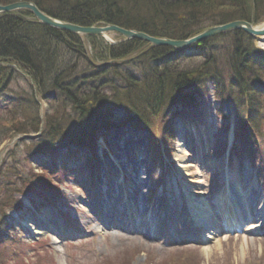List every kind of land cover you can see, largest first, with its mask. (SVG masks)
<instances>
[{"label":"trees","instance_id":"1","mask_svg":"<svg viewBox=\"0 0 264 264\" xmlns=\"http://www.w3.org/2000/svg\"><path fill=\"white\" fill-rule=\"evenodd\" d=\"M15 1L20 0H0V5ZM28 1H33L40 9L54 17L76 24L111 23L141 30L155 37L173 39L189 38L215 24L236 19L256 21L253 17H258L259 21L260 17H264V12H259L260 8H264V0ZM205 17L211 21L202 26L200 24L203 22L200 20ZM187 19L193 22L192 26L184 21ZM245 36L249 39L247 45L250 46L252 40L246 34ZM212 40L196 43L183 51L165 46L149 48L145 53L139 54L138 60L131 63L134 67L145 69L143 73L137 74L127 68L129 62L120 60L139 53L141 46L147 44L146 42L132 39L111 45L98 35H88L82 39L77 34L43 25L28 10L2 13L0 78H14L18 74L16 68L29 78L33 86V91H24L20 101L14 99L12 106L8 104L5 108L14 112L24 110L35 116L27 118L28 113L18 115L16 122L10 123L2 119L0 142L8 137L9 131H14L13 134L39 131L41 122L38 116V98L52 102V106L60 103L56 106L58 111L62 105L70 104L74 115L69 114L72 118H68L67 123L59 119L57 125L44 127L43 134L47 133L49 137L31 143L27 154H30V150L33 152L42 146L52 148L70 144L93 150L98 132L109 131L121 124H132L136 128L149 131L153 136L151 144L154 147L160 140L166 141L168 146L173 141V133L170 125L165 123L164 116L170 111L171 102H193L188 92L197 87L205 76L213 77L219 88L223 89L222 84H225L227 74L230 73H234V78H240V83L245 84L239 86L237 91L242 99V109L238 110L240 131L246 133L249 138L251 133L263 135L264 118L259 121L261 117L258 116L262 109H259L257 96L260 99L264 97V73L262 76L250 75L251 68L260 70L264 66V60L260 61L262 53L251 47L244 58H230L225 75V72L217 68L218 61L222 62L217 52L221 49L215 48ZM194 53L197 54L189 55ZM227 53L235 55L236 51L229 49ZM197 56L205 58L202 65L193 69L181 66L184 60ZM212 61L213 65H210ZM73 75L75 78L68 84V79ZM167 88L172 89L174 93L164 100L157 101V104L149 101L154 97H161L162 94H170L171 91L168 92ZM52 92L56 93V97L50 95ZM244 96L247 97V102L243 99ZM262 101L264 103V100ZM89 103H93L94 108H87ZM247 107L251 110V119L243 114ZM116 109H122L124 116L118 118ZM52 117L48 116L47 121ZM72 123L74 134H69ZM84 125L87 127H82ZM22 167L19 161V168ZM7 174L4 173L3 176L6 177L4 186L9 194L15 189L24 191L28 186L30 189L35 186L43 188L47 184L52 186L46 174L33 175L22 169L15 178L7 177ZM20 182L22 187L18 188L17 184ZM10 201L12 200L9 197L4 199L5 203L9 204ZM180 264H183V261Z\"/></svg>","mask_w":264,"mask_h":264},{"label":"rangeland","instance_id":"2","mask_svg":"<svg viewBox=\"0 0 264 264\" xmlns=\"http://www.w3.org/2000/svg\"><path fill=\"white\" fill-rule=\"evenodd\" d=\"M259 12L263 13L264 8H260ZM253 18L258 20V17ZM259 20L261 23L258 26H262L264 17H260ZM184 21L190 26L193 25L189 19ZM200 21L203 23L199 22V24L203 26V24L210 23L211 19L207 20L205 17ZM227 36L212 40L214 43L217 42L215 47H225L228 42ZM116 37L114 34L111 36L112 39ZM228 39H233V36L231 38L229 36ZM148 45L149 43L141 46L140 52L147 50ZM227 51H222L224 58L227 56ZM137 55H132L135 60H138L139 55ZM200 62L201 59L195 57L184 60L181 65L195 67ZM127 68L132 71L136 69L132 64L127 65ZM135 73L139 74L138 71ZM28 87L29 83L25 79L15 78L8 90L21 97ZM207 90V95L199 98V104L196 107L182 108L175 119L174 126L178 123L182 126L177 127L176 147L170 160L172 164L168 166L170 170H166L165 163L161 166L162 170L152 169L153 163L147 144L153 136L142 129L126 126L114 130L107 144L101 143L98 146L99 159L97 162L102 172L98 181L90 176L86 169L83 170L82 177L75 174L74 168L68 175L64 173L65 171H60V175L65 174V177L60 180L55 176L54 181L61 186L60 191L65 196L59 200L58 208L47 206L42 197L32 194L25 195V203L30 208L28 213H24L23 217L19 215L17 217L11 212L17 219L20 217L23 226L28 227V224L33 223L28 219L30 216H41L46 213V218L51 220V224L56 228L63 224L61 223L62 217H67L70 222L68 225L63 224V229L65 228L66 232L70 231L71 234L67 237L62 236L60 233H55L53 228H49L43 234L37 235L26 228L24 235L28 243L22 250L26 263L37 264L38 259L43 258L41 264H87L96 259L106 258V260L114 259L113 264H122L127 261L131 264H180L182 261L176 260L184 258L183 264H264V231L252 232L246 226L244 231H220L219 236L202 243L187 242L183 239L180 224L185 223V218L188 216L181 212V208L178 209L179 202H174L173 196L167 198L171 205L168 206L165 202L164 186L167 174L171 178L170 185H173L174 193L176 190L178 201L184 196L185 201L188 198V201L199 208L213 206L211 209L220 213L221 220L223 218L221 210L225 209L226 201V177L233 178L247 172V166H244L245 161H236L239 165L233 162L234 150L230 155L225 152L226 143L230 146L234 139V129L231 128L233 119L232 117L230 119L221 118L219 108L216 107L220 104L216 101L214 91L210 87ZM226 93L228 94V90ZM59 104L52 106L47 102L41 103V115L44 114L42 128L56 124L59 119L67 123V119L72 118L69 114L73 116L74 113L70 104L62 105L58 111L56 106ZM223 107V112L231 113L230 110L225 109V106ZM34 116L29 114L26 117ZM48 116H53L49 122L47 121ZM5 121L16 122V118L12 115ZM12 132L14 131H9L8 139L0 147V208L4 199L10 198L5 184H1L6 180L2 174L8 173L7 177L15 178L21 169L24 172L30 169L25 163L28 157L26 148L32 142L20 141L17 137L9 139ZM42 136L49 137L47 133ZM87 155L88 153H84L82 157H87ZM63 158H65L64 154L61 155V151L57 150L53 161L60 165ZM19 161L24 163L21 169ZM71 162L78 163L75 158ZM82 165L79 163V167ZM35 166L37 164L32 161L31 167ZM36 171H38L37 168H35ZM17 186H22L21 182ZM129 188L130 191H128ZM179 188L184 193L181 197L178 192ZM235 191L237 194L241 189ZM11 199L14 200V196ZM41 208L43 209L40 210ZM102 209H105L104 214L109 222L108 225H99L97 220L96 211L101 213ZM111 209L112 212L109 211ZM38 210L40 212L37 214ZM52 211L56 215L51 214ZM1 212L0 210V217ZM151 214L153 224L162 228L158 239L139 236L137 232L113 226L116 223L115 217L122 220L118 221V224L130 225L142 224L144 219H150ZM33 220L36 223L41 221L40 218L37 220L33 218ZM246 224L244 222V225ZM224 226L227 227V225ZM8 227L11 229L13 225L10 224ZM4 229H0L1 234ZM15 231L16 235L19 233L22 235L18 230ZM123 233L126 235H121ZM17 246L16 244L11 248V251H15L13 259L6 260L4 264H21L22 251L17 254Z\"/></svg>","mask_w":264,"mask_h":264},{"label":"water","instance_id":"3","mask_svg":"<svg viewBox=\"0 0 264 264\" xmlns=\"http://www.w3.org/2000/svg\"><path fill=\"white\" fill-rule=\"evenodd\" d=\"M21 8L30 9L35 14V16L46 25L61 28L64 30H69L78 34H99L105 37L106 39L110 40L108 32L117 31L124 36L125 40L136 38L150 42L151 46H170L176 49L187 48L188 46L196 42L205 40L222 32H228L233 29H242L251 35L264 34V29L259 31L254 29L251 23H249L248 21L236 20L223 25H214L208 27L202 32L186 39L154 37L142 31L125 29L114 24H108L105 26H81L74 23L62 21L44 13L38 8V6L34 2L31 1H17L7 5H0V13L9 12Z\"/></svg>","mask_w":264,"mask_h":264},{"label":"bare ground","instance_id":"4","mask_svg":"<svg viewBox=\"0 0 264 264\" xmlns=\"http://www.w3.org/2000/svg\"><path fill=\"white\" fill-rule=\"evenodd\" d=\"M19 10H23V9H19ZM0 65H2V63H0ZM134 71H138L139 72V74H141V73H143L144 71H145V69L143 68V67H141V68H139V67H136V69L134 70ZM228 72V69H227V71H226V73ZM135 74V73H134ZM137 75V74H136ZM227 76H228V78H233L234 77V73H230V74H227ZM75 78V75H73L70 79H68V84H70L71 83V81L73 80ZM29 89H30V85H29ZM168 89V92L169 91H171L170 92V94H162L161 95V97H154L153 99H151V100H149V101H151V102H153L154 101V103H156L157 101H161V100H164V99H166L167 97H169V95H171V94H173L174 92H173V90L172 89H170V88H167ZM151 90L153 91L154 90V87L153 88H151ZM167 92V93H168ZM207 93H208V91L207 90H203V95L204 96H206L207 95ZM248 94V93H247ZM250 95V94H249ZM167 103V102H166ZM157 104V103H156ZM169 104V103H168ZM177 103H174V102H171V104L170 105H176ZM162 114H163V112H161ZM82 127H87V125H84V126H82ZM77 129H78V127H76V130H75V132H77ZM74 129H73V123H72V128L69 130V134H74ZM244 174L242 175H240V176H236L235 177V180H233V179H230V178H228L227 177V188L225 189V195H226V201H225V204H224V206H225V218H226V221L227 222H229V223H232L231 221H233V215H229V213L230 212H232L234 215H237V218H238V221H237V223L238 222H240L241 221V217H240V215H239V209H240V206L238 207V210L237 209H235L234 207H233V205H232V198H234V195H235V193H234V191H233V186H232V184H234V185H237V186H240V189L242 190V192H243V199L245 200L244 202H245V204L249 207V200H250V189L249 188H246V187H244ZM248 187V186H247ZM263 207V206H262ZM232 210V211H231ZM191 211L192 212H194V209L193 208H191ZM47 214H44L43 216H42V218H41V220L42 221H44V222H46L47 223V226H44V227H49V226H51V224L50 223H52V221L51 220H49V221H51L50 223L49 222H47ZM201 218H206V215H204V216H201V217H195V222H196V224L198 223L199 225L203 222V221H201ZM102 220L101 221H103V220H106V219H104V218H101ZM212 221H213V219H211ZM29 226H30V228L31 229H33L34 230V232L35 233H38V229L36 228V227H34V225H32V224H29ZM40 226V225H39ZM250 229H255V228H257V224H251L250 225ZM256 231V230H255ZM121 235H124V234H121ZM211 235H208L207 236V238H212V236L210 237Z\"/></svg>","mask_w":264,"mask_h":264}]
</instances>
